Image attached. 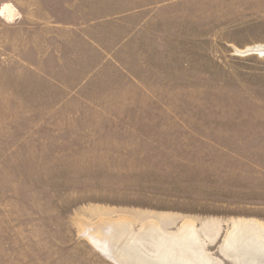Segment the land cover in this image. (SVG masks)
<instances>
[{
    "label": "rangeland",
    "instance_id": "374dc122",
    "mask_svg": "<svg viewBox=\"0 0 264 264\" xmlns=\"http://www.w3.org/2000/svg\"><path fill=\"white\" fill-rule=\"evenodd\" d=\"M261 48L264 0H0V264H264Z\"/></svg>",
    "mask_w": 264,
    "mask_h": 264
},
{
    "label": "bare ground",
    "instance_id": "6f19581e",
    "mask_svg": "<svg viewBox=\"0 0 264 264\" xmlns=\"http://www.w3.org/2000/svg\"><path fill=\"white\" fill-rule=\"evenodd\" d=\"M261 51L262 54H264V48L259 49ZM109 228L108 230L111 231L112 229H115L114 231L116 232L115 235H117V239L120 240V237H122L124 235V233L127 235L128 232L127 230V226L125 224L124 220H115V221H108L107 222ZM106 229V228H105ZM117 230V231H116ZM112 232V231H111ZM147 233H151L153 240L155 241L154 245L156 247V250L159 251V258H158V262L155 263V259H150L147 258L146 262H145V258H143L142 256H140V253L134 254L135 250L133 246L130 247V249L133 250V255L132 257H130V255L128 257H130L132 262L131 264H197L196 262H194L193 260H191L188 256L187 253L185 252V248L184 246L186 245L187 238H185V236H180V237H174L173 235H168L165 233H162V231L158 228V226L156 224H153L151 229H147L146 231ZM109 233V232H108ZM247 236V235H246ZM249 236V235H248ZM125 237V236H124ZM148 237V236H147ZM233 238V236H232ZM246 238V237H245ZM248 238V237H247ZM249 239V238H248ZM104 240V239H103ZM231 240V239H230ZM128 242V240H126ZM99 241H96V244H100L98 243ZM126 242V243H127ZM250 242V241H249ZM95 243V242H94ZM103 245V244H102ZM104 246V245H103ZM125 246V245H124ZM130 246V245H128ZM127 246V247H128ZM171 247H176L178 248L176 251L177 253H174L170 250ZM105 252L108 253L107 248L103 247L102 248ZM112 250V249H111ZM120 250V249H119ZM113 251V250H112ZM104 253V252H103ZM106 254V253H105ZM119 254V253H118ZM108 255V254H107ZM110 256V255H109ZM112 257V255H111ZM244 257V256H243ZM125 258V257H124ZM123 258V259H124ZM135 258V260H134ZM156 258V257H155ZM115 259V258H114ZM116 260V259H115ZM120 260V259H119ZM122 260V259H121ZM126 260V258H125ZM143 262H142V261ZM119 262V261H117ZM128 262V261H127ZM129 263V262H128ZM121 264H124V260L123 262H121Z\"/></svg>",
    "mask_w": 264,
    "mask_h": 264
}]
</instances>
